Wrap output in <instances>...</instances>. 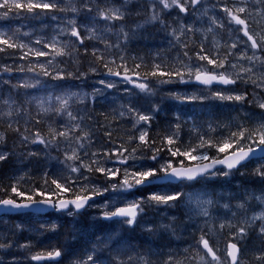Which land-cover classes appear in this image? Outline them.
<instances>
[{
  "label": "snow or ice",
  "instance_id": "obj_1",
  "mask_svg": "<svg viewBox=\"0 0 264 264\" xmlns=\"http://www.w3.org/2000/svg\"><path fill=\"white\" fill-rule=\"evenodd\" d=\"M129 2L80 0V7L71 3L61 7L64 0H0V21L20 24L0 30V54L14 60L12 65L0 63V72L31 73L30 79L35 81L10 85L0 78V84L9 86L7 94L0 91V162L15 155L6 150L5 142L14 133L21 145L37 148L23 153L28 159L42 152L45 159L58 164L55 178L45 171L39 186L25 187L30 183L26 174L11 177L13 182L7 185L0 182V195L5 197L0 199V209L5 213L42 212L47 207L71 218L94 210L93 222L109 225L97 238L99 245L105 241L118 244L122 232H135L138 227L148 233L158 227L170 231L174 217L168 225L157 226L150 214L166 216L169 209L179 206L192 221L194 239L180 251L149 249L142 253L133 246V254H123L126 259L113 256L109 247L99 250L93 245L80 253L50 246L52 250L27 255L24 260L63 264L66 257L75 256L72 264H250L242 249H247L250 233H255L261 243L252 260L264 264V189L227 196L218 195L214 187L208 190L217 180L235 173L244 175L240 170L250 163H256L253 175L264 184V0H141L137 6L145 16L144 24L160 25L167 33L169 47L176 52L171 57L159 51L128 55L132 30H125L124 21L130 15ZM166 17H173L176 27ZM81 19L85 23H79ZM33 20L45 25L43 34L22 30L21 21ZM188 20L193 23H186ZM201 21L206 27L195 26ZM15 59L23 63L17 67ZM82 60L88 64L87 71L78 66ZM90 75L99 77L88 85L93 89L91 102L112 89L130 98L121 111L113 113L131 125L123 143L113 139L111 128L101 141L97 127L104 125H97L85 103L89 94L70 90L79 88V82ZM163 85L195 87L193 92L169 91L170 100L181 104L215 101L239 110L238 115L226 121L210 118L197 122L182 119L176 112L174 122L165 127L166 134L150 136L160 106L138 108L135 97L154 96ZM21 89L45 95L24 91L25 99L20 100ZM57 91L61 94H55ZM74 100L84 107L73 110ZM253 107L259 109L258 114L251 111ZM245 108L250 110L244 112ZM42 124L47 132H42ZM96 144L100 147L91 151ZM52 151L64 158L52 157ZM221 200L227 202L221 204ZM233 200L239 202L233 204ZM193 213L202 225L193 220ZM56 227L48 231L54 232ZM16 228L24 230L22 225ZM225 232L228 237L221 247L218 237ZM13 247L31 252L34 245L30 241L0 243V249ZM153 256L158 259L154 261ZM12 264L23 261L13 256Z\"/></svg>",
  "mask_w": 264,
  "mask_h": 264
},
{
  "label": "rangeland",
  "instance_id": "obj_2",
  "mask_svg": "<svg viewBox=\"0 0 264 264\" xmlns=\"http://www.w3.org/2000/svg\"><path fill=\"white\" fill-rule=\"evenodd\" d=\"M141 2V0H130L128 4V8L130 10V15L127 16L124 23L128 26L125 30L128 31L131 29L132 31L129 32V35L131 39L128 42V48L126 49V52L129 56H145L149 53H155L159 51L161 54H163L166 57H171L172 54L176 52L172 51L169 47V40L166 38L167 33L161 28L160 25H152V24H144L145 16L143 13L140 12V9L138 8V4ZM74 4L77 7H80V0H64V4L61 5V7H65L68 4ZM104 5L102 4L101 7ZM210 6V5H209ZM211 14V13H210ZM67 18H71L69 14H65ZM167 21L172 24L173 27H176L175 24H173V17H166ZM79 23H85L84 20H79ZM186 23H193V21L188 20L185 21ZM21 24L24 25L23 31L32 32L35 30L36 35H41L45 32V25L40 24L38 21H21ZM137 24H143V28H137ZM7 26H11L13 28L20 27V24H17L15 20L11 21L10 25L8 21H0V30H6ZM196 27H206V24L201 21L200 23H197L195 25ZM83 35V33H82ZM33 39H35V36H33ZM121 39H123L121 37ZM89 45L91 42L86 41ZM221 44L224 43L223 40L220 41ZM198 46V41H197ZM83 50V49H82ZM191 54V53H190ZM16 57L20 55L19 52H16ZM174 55V56H175ZM14 62L13 59H9L7 55L0 54V63H6L9 65H12ZM23 63V61H20L19 59H15V64L17 67ZM80 64L87 65L86 60H82ZM71 70V69H70ZM88 70V69H87ZM86 70V71H87ZM33 74L29 73L26 76L19 73L18 71H13L11 73H3L0 72V78H2L5 81H9L10 85H16L18 83H21L22 80H27L28 83H35L33 79H30V77ZM99 77L91 76L87 81H81L79 88H72L71 91L80 92V93H88L89 94V100L85 101V103L88 106V109L92 111L94 114L98 112L101 114L102 117L106 116V118H112V121L110 123H104V127H97V136L100 138L101 141L104 139V132L111 128L113 131L116 129L120 130V133L126 134V128L131 127V125L127 122H125L122 119H119L118 117L114 116L113 113L117 111H121L122 105H126L129 101V97L125 96L122 91H118L117 89L112 90H105V93L94 102H91V93L93 89L89 87L88 85L93 84L96 82V80ZM215 90V88L213 89ZM0 91H2L3 94H7L9 91V86L5 84H0ZM28 91L32 92L36 95H45L44 92L34 90V89H28L23 90L21 89V96L19 97L20 100H24L25 97L23 96V92ZM159 94H167L169 91H188L193 92L195 91L194 86H184V85H163L161 88L157 89ZM249 91L251 92L252 89L249 88ZM55 94L59 95L61 94L59 91H57ZM15 98V97H14ZM251 99V97H250ZM146 99L144 98V95H140L138 97H135V103L138 108L141 109H148L151 105H146ZM177 107L180 108V113L183 115L184 118L191 119L190 115L194 114L195 112H198L196 108H202L205 110L206 114L208 110H210L211 106L214 104L215 101H206L204 104H181L177 101ZM218 103V102H217ZM219 104V103H218ZM84 104H81L78 100H74L72 104L73 110L76 108H83ZM152 107V106H151ZM7 110V109H3ZM250 109L245 108L243 109L244 112H248ZM33 115H35L36 109L35 105L32 106ZM251 111L254 114L259 113V109L256 107H253ZM189 115V116H188ZM95 118V117H94ZM116 118V119H115ZM23 121H21V124ZM112 124V125H111ZM102 125V124H101ZM42 132H47V127L42 124L41 126ZM0 131H3L0 129ZM113 139L117 143H122L124 141L120 138L113 137ZM120 140V142H119ZM6 142V141H5ZM7 148L6 150L12 151V149H15L16 152H18L19 157L17 158V164L18 169H20V172L28 174V172H35L38 170L39 173L43 175L45 171H48L50 177H54L53 173H55L58 170V164L56 160H50L45 159L44 154L41 152L37 157H33L31 159H28L26 156L23 155L24 152L27 151H34L37 150V148L34 147H26L19 143V138L17 135H14V139L10 142H6ZM100 145L96 144L93 146L91 151H95L97 148H99ZM52 157L59 156L62 160L63 154L58 153L56 151L51 152ZM256 163H250L246 168H242L240 172L245 173L244 175H241L240 173H235L233 176H230L226 179L217 180L213 186H209L208 190L212 191L213 187L215 189V192L219 195L220 193H223L225 196L229 194L239 193L243 192L245 189L249 190H256L259 192L261 189H264V184L261 183V181L256 178L253 175V171L256 168ZM21 173V175H22ZM99 179H103L102 177H99ZM186 191H191V189H187ZM131 199V197H129ZM227 201L221 200L220 203L223 204ZM238 200H233L232 203H238ZM255 201H252V204L255 205ZM227 210L221 209V212H225ZM235 211V209H233ZM95 211L87 212L78 218H71L68 216H65L61 213L52 212L49 215H46L45 218H41L39 221H35V226H26L23 222V219L20 220V218L17 219V223L15 221L10 220L8 216H0V243L6 242V240H12V241H18L20 244L31 242L34 247L31 249V252H26L23 249H18L16 247H13L11 250L7 249H0V261H3L4 264H12V257L15 256L19 261H23V264H33L34 261L29 262L25 261L24 257L27 255L39 253V249L43 248L44 239L42 238L44 236V233L49 227H52L53 225H60L64 222H70V224L75 228V231H79V228L75 225L77 221H85L91 225L101 226L102 228H109V225L104 223H94L92 220V216L95 215ZM15 215V214H14ZM193 220L197 224L202 225L203 221L200 220L198 217L195 216L193 213ZM178 219L179 223H176V226L178 228L177 235L178 238L169 237V233L174 235L173 231V225H172V232L169 231H162L158 227L157 230L152 235H142L140 238L139 245L136 247L140 252H146L147 250L151 249L153 252H156L158 250H162L164 252L168 251H180L189 246L190 243H192L194 237H193V228L190 227L192 221L188 220L187 215L185 214V209L181 207H177L176 209H169L167 211L166 216L164 214L160 215H151V219H153V223L157 226L160 225H168L170 223V220L172 218ZM69 220H67V219ZM78 221V222H79ZM211 223V222H210ZM22 225L23 231L17 230L16 226ZM80 226V225H79ZM40 229H44L43 231H40ZM138 229L142 230V227H138ZM106 231V230H105ZM141 232H144L143 230ZM148 233V232H147ZM145 233V234H147ZM196 237L199 236V233L195 234ZM101 236V235H100ZM100 236H96V242L97 238ZM124 236V235H123ZM149 236V238H147ZM228 237V233L225 232L223 237H218L220 240L221 247L223 246L224 242L226 241ZM175 238V239H174ZM247 249L242 251L244 252V259L246 262H250V264H255V262L252 260V257L256 254L258 251L259 245L261 243L260 239L256 236L255 233H250L249 239L247 240ZM93 245H95L99 250H102L105 247H109L112 250L113 256L123 257V254L125 252H129V254H133L130 252V250H127L129 246L123 245L122 239H120V242L118 244H113L112 242L105 241L104 243H101L97 245V243H93L92 245H87L86 248L90 249ZM85 248V249H86ZM117 249H119V254L117 253ZM74 253V252H72ZM126 259V257H123ZM152 259L155 261L158 259V257L153 256ZM178 259H182V256L178 257ZM74 260L73 256H69L66 258V262L63 264H72V261ZM36 264V262H34Z\"/></svg>",
  "mask_w": 264,
  "mask_h": 264
},
{
  "label": "trees",
  "instance_id": "obj_3",
  "mask_svg": "<svg viewBox=\"0 0 264 264\" xmlns=\"http://www.w3.org/2000/svg\"><path fill=\"white\" fill-rule=\"evenodd\" d=\"M81 51H83L81 49ZM172 54V56H174ZM81 71H86L88 69L87 65L82 66V64L78 65ZM148 69H142V71H147ZM146 99V105H159L160 106V112L155 116V120L153 121L152 129L150 132V136H155V134L159 133L161 136L166 134L165 133V127L169 123L174 122L173 121V115L176 112L180 113V108L177 107V103L173 100L168 99V95L166 94H159L158 91H156V94L154 96H144ZM150 106V107H151ZM198 112H195L194 114L190 115L191 119H195L197 122H206L210 118H215L218 121H226L229 119L230 116H237L239 110L233 111L232 109L228 107H222L219 106L217 102H214V104L211 106L210 110H208L207 114L204 109L202 108H196ZM181 118L183 119V115L180 113ZM189 116V115H188ZM94 120L97 123V125H103L104 123H110L112 121L113 117L106 118V116L102 117L101 114L96 112L94 114ZM116 119V118H115ZM112 125V124H111ZM191 125H185V129L190 127ZM6 127V125H5ZM3 130V128H0ZM131 129V127L126 128L125 133H120V130L113 131V137L120 138L121 140L124 139L126 141L128 139V130ZM14 133H9L6 137V142H10L14 139ZM138 135V133H137ZM185 141L188 139V136L185 135L183 138ZM123 141V142H124ZM120 142V140H119ZM122 142V143H123ZM128 146V145H125ZM157 146H160L159 140H157ZM131 147H135V144H132ZM183 150V149H182ZM12 152H15V155L9 156V158L6 161L0 162V182H2L4 185H7L8 183H11V177L15 175H21L22 172H20V169H18L17 164V158L19 157L18 152H16L15 149H12ZM147 155H151L150 152L147 153ZM164 155H167V153H164ZM26 173H22V175H25ZM29 177L30 183L26 184L25 187H31L32 183H35L37 186L40 185L43 175L39 173L37 170L34 174V172H28L26 174ZM50 177V176H49ZM55 178V177H50ZM23 190V189H22ZM147 194V192L145 193ZM5 198L3 195H0V199ZM10 220H14L15 223H17V219L20 218L23 219V222L26 226H35V221H39L43 216H38L36 214L32 213H23V214H17V215H7ZM67 219V218H65ZM69 220V219H67ZM76 226L79 228V231H75V228L70 224V222H64L56 227V230L48 231L49 227L44 233L43 239H49V243L44 244L43 248L39 249V252H47V250H52L50 246H55L58 248H65L71 252L74 253H80L82 252L87 245H92L93 243H97L95 237L101 235L100 233L105 232L108 228H102L101 226H94L91 225L85 221H79L75 220ZM79 221V222H78ZM171 221V220H170ZM176 223H179L178 219H175V222L173 224V234H168L170 238L175 237L178 238L177 231L178 228L176 226ZM80 225V226H79ZM169 232H172L171 230ZM143 232L140 233V230L136 228L135 232L131 231H124L122 232L121 239L123 241V245L129 246L127 250H130L133 246L137 247L139 245V242L141 240L142 235H152L151 233ZM124 235V236H123ZM149 238V236L147 237ZM174 238V239H175ZM138 249V248H137ZM74 259L76 258L73 256ZM67 258V257H66ZM66 258L63 262H66ZM33 264H35L33 262Z\"/></svg>",
  "mask_w": 264,
  "mask_h": 264
},
{
  "label": "water",
  "instance_id": "obj_4",
  "mask_svg": "<svg viewBox=\"0 0 264 264\" xmlns=\"http://www.w3.org/2000/svg\"><path fill=\"white\" fill-rule=\"evenodd\" d=\"M41 207H44V206H41ZM52 211H53V209L47 208V207H44V211H42V212H37V211H34L32 209H24V210H20V212L12 211V212L5 213L3 211V209H0V216L22 214V213H33V214H37V215H45L47 213H51Z\"/></svg>",
  "mask_w": 264,
  "mask_h": 264
},
{
  "label": "flooded vegetation",
  "instance_id": "obj_5",
  "mask_svg": "<svg viewBox=\"0 0 264 264\" xmlns=\"http://www.w3.org/2000/svg\"><path fill=\"white\" fill-rule=\"evenodd\" d=\"M43 218H45V217H43ZM100 234H102V233H100ZM100 236V235H99ZM50 241H49V239H44V243H49ZM48 251V250H47ZM64 263V262H63Z\"/></svg>",
  "mask_w": 264,
  "mask_h": 264
}]
</instances>
